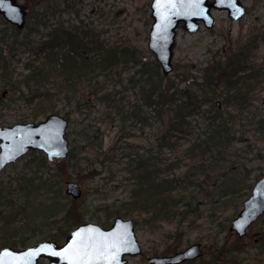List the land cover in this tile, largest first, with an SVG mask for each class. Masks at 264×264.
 Returning a JSON list of instances; mask_svg holds the SVG:
<instances>
[{
  "label": "rangeland",
  "instance_id": "obj_1",
  "mask_svg": "<svg viewBox=\"0 0 264 264\" xmlns=\"http://www.w3.org/2000/svg\"><path fill=\"white\" fill-rule=\"evenodd\" d=\"M63 1L69 5L66 6ZM243 1L247 13L238 21L231 19L225 10H215L213 13L216 24L213 28L209 29L202 25L198 31L191 33L180 26L174 49V70L165 80H177L176 82L183 86L201 77L203 69L212 64V61L218 58L225 60V57L232 56L239 47L253 38H256L258 43L251 49V63L264 71V0ZM21 2L26 3L31 11L32 6L26 0ZM150 3L151 0H55L50 9L57 10L55 14L49 16L47 24L37 23L36 15H41L43 9V6H37L33 16H28L27 24L18 36L20 43L30 41L26 46L18 42L12 45L14 37L10 34L14 30L0 16V30L8 27L4 37L10 44L11 50L15 49V55L12 56L7 43L0 42V47L4 48L3 54L7 56L6 62L0 64V93L6 86L10 89L8 95L0 99V125L38 121L45 116L37 102H25L20 93L13 90L7 81L10 79L11 71L14 74L24 71V62L31 61L34 64L33 59H42L45 56V52L42 49L37 50V47L42 46L41 41L45 39L47 33L53 27H58L62 20L65 26L71 27L74 24L79 25L82 19L86 26L96 29L99 33L98 38L103 43L117 47L119 53L123 54V49L129 48L136 55L139 63L154 61L155 55L148 46L149 31L153 22ZM28 34L29 36L26 37ZM138 67L139 64L132 59L123 62L108 72L106 82L110 84L115 82L120 77L119 72H122V77H128ZM182 77H186L185 81L180 82ZM78 83L73 100L67 101L71 91L66 90L67 95L64 96L65 93L59 92L56 88L54 90L56 94L51 96L48 104L54 106L63 115L69 113L70 124L67 135L73 151L72 158L69 157L61 162L48 161L45 168L39 171V174L54 177L56 183L53 189L48 193L45 189H34L29 195V201L25 203L29 208L25 211H21L16 199L8 200L9 177H15L21 169H24L26 163L36 159L40 155L38 151L27 153L17 162L7 166L0 174L1 243L6 237H10V233L4 228L7 221L17 229L14 243L20 241L22 237H30L29 244L47 237H59L58 241H64L65 235L72 229L64 218L69 208L73 215L77 213L81 215L82 221L93 220L108 226L113 218L107 215L113 207L109 210L106 205H118L126 198L131 187L129 184L131 181L124 172L123 164L109 162L113 164L114 172H112L108 170L110 166L108 159L119 158L124 154L127 149L122 146L125 145L139 146L148 150L151 143L158 141L152 139L153 135L158 133L157 129L165 128L166 123L161 125L160 119L154 117L151 128L136 132L131 137H123L120 127L115 122L98 117L95 113L88 114L84 110V107H89L88 104H94L95 110L100 108L98 94L95 89L91 90V82L80 80ZM119 90L123 91L122 95L125 94L128 100L135 101L137 97L135 90L125 91L124 86ZM84 98L86 104L77 106L76 100ZM218 99L221 98L218 97L215 101ZM222 107L228 111L234 110L235 105L234 102L225 105L222 103ZM248 108L246 117L234 123L236 132L233 133L229 147L223 152L226 160L224 159L221 169L204 170L199 178L197 172L193 174L196 182L200 183L198 185H204L200 188L192 183L187 188L190 193L198 194L200 199L196 216L190 215L182 222L171 219L151 223L146 220L147 216L144 214L134 215L139 221L137 235L144 254L130 257L128 264H144L147 255L171 253L174 249H180L193 241L202 242L205 249L203 258L209 264H215L214 259L218 255L224 259L225 263L222 264H264V215L255 221L246 236L240 239L229 229L231 219L250 195L255 180L264 172V129L256 123L257 119L264 115V82L261 80L250 93ZM34 113L38 114L37 119L32 118ZM196 117L199 125L195 128L194 134H186L178 143L188 144L196 136V130L204 129L206 121ZM84 127L89 130L86 139L82 134ZM163 150L161 154L163 157L172 155L171 150ZM157 154L159 155V152L154 150V155ZM179 154L181 161L177 171L185 173L188 167H192L193 160L184 157L182 149ZM61 177H64L63 182H60ZM67 180L78 181L83 187L84 195L76 205H72L71 198L65 193ZM55 201L61 204L59 210L47 216L48 207L55 206ZM31 212L33 215L30 216ZM39 264H47V259H41Z\"/></svg>",
  "mask_w": 264,
  "mask_h": 264
},
{
  "label": "trees",
  "instance_id": "obj_2",
  "mask_svg": "<svg viewBox=\"0 0 264 264\" xmlns=\"http://www.w3.org/2000/svg\"><path fill=\"white\" fill-rule=\"evenodd\" d=\"M26 1L32 6L30 17L35 13L37 6H43L42 14L36 15L38 24H47L49 16L55 14L57 10L50 9L55 0ZM63 3L69 5L64 1ZM11 28L14 30L10 34L14 37L12 45L18 42L26 46L30 42L20 43L18 36L21 29L15 26ZM7 29L8 27H5L0 30V42L7 43L11 50L10 44L4 37ZM47 34L41 41L42 46L37 47V50L42 49L45 52L42 59H33L34 64L26 61L23 66L24 71L18 74L9 71L10 79L7 84L18 91L25 102H37L39 109L43 110V115L49 111H58L54 106L48 105L51 96L56 94L54 90L58 88L59 92L65 93L64 96L67 95L66 90L71 91L67 98L69 102L75 97L78 82L84 80L92 83L90 88L96 90L100 104V108L96 110L94 104H88L89 107H84V110L88 114L95 113L98 117L115 122L120 127L123 137H131L136 132L151 128L154 117L160 119L161 125L166 123L164 129H157L158 133L154 134L152 139L158 141L151 143L148 150L139 146L125 145L122 146L127 149L124 154L119 158L108 159L109 171L114 172L113 164L109 162L123 164L124 172L131 181L129 183L131 187L126 198L118 205H106L109 210L113 207L107 216L113 218L120 214L134 217L144 214L147 216L146 220L151 223L171 219L182 222L190 215L196 216L200 199L198 194L190 193L187 188L192 183L200 188L204 185H198L200 183L193 178L194 172H197L199 178L204 170L221 169L224 159L226 160L223 152L229 147L233 133L236 132L234 123L246 117L250 93L254 91L259 80L264 82V71L252 64L250 59L251 49L257 46L258 40L253 38L243 44L232 56L225 57V60L215 59L203 69L200 80L197 77L180 86L177 80H165L168 75L161 72L155 59L150 63H139L136 55L129 48L121 50L123 54L119 53L117 47L103 43L98 38L99 33L96 29L86 26L82 20L79 25H71V27L65 26L62 20L58 27H53ZM28 36L29 34L26 35ZM14 50H11L12 56L15 55ZM3 53L4 48L0 47V64L6 62L7 56ZM131 59L139 64L132 75L122 77V72H119L120 77L115 82L111 84L106 82L109 71ZM185 78L182 77L180 82L185 81ZM118 86H124L125 91L135 90L137 96L135 101L132 102L125 97V94L122 95L123 91H120ZM218 97L224 105L234 102V110L226 111L224 110L226 108L218 107L215 101ZM86 102L85 98L79 99L76 100V105L80 106ZM37 113L39 114L38 111ZM37 113L32 114L33 119L38 118ZM66 115L70 117L69 113ZM196 116L203 118L206 126L202 130H196V136L188 144L178 143L186 134H194L195 128L199 125ZM256 123L264 129V115L257 119ZM83 130L82 134L86 139L89 130L87 127ZM163 149L171 150L172 155L163 157L161 155ZM180 149L183 150L184 157L193 160L192 167H188L185 173L177 171L181 161L178 157ZM154 150L158 151L159 155H154ZM72 157L73 151L70 153V158ZM47 163L46 157L40 153L36 159L26 163L24 169H21L15 177H9L8 200L16 199L21 211L29 209L25 203L29 201V195L34 189H45L48 193L55 186L56 180L52 175L39 174ZM63 181L64 177H61L60 182ZM15 194L17 196H14ZM71 200L72 205L80 201ZM54 204L55 206L48 207L47 216L59 210L61 204L57 201ZM70 212L71 209H67L64 218L67 220V225L72 228L80 223L82 218L78 213L73 215ZM31 215L33 212L30 213ZM134 219L137 224L138 219ZM4 228L10 233V237H6L1 244L16 246L29 244L30 237H22L20 241L14 243L17 229L9 221ZM215 258V264L225 263L222 256L218 255ZM183 264L209 263L202 257L200 262L189 261Z\"/></svg>",
  "mask_w": 264,
  "mask_h": 264
},
{
  "label": "water",
  "instance_id": "obj_3",
  "mask_svg": "<svg viewBox=\"0 0 264 264\" xmlns=\"http://www.w3.org/2000/svg\"><path fill=\"white\" fill-rule=\"evenodd\" d=\"M19 11L15 15H10L8 11L0 8L6 20L18 27H24L28 9L25 5L13 0ZM175 5V6H174ZM152 0V16L154 21L149 32V47L155 53L161 64L164 73L173 70V48L176 42L177 27L183 22L184 27L195 32L200 27V20L207 27H213L215 18L211 13V8L227 9L229 15L238 20L241 18L246 9L240 0H226L224 4L218 3L217 0H203L200 8H193L189 5L188 0L180 3V0ZM8 89H4L0 95L5 96ZM68 118L57 114L50 113L38 122H16L14 124L0 125V171L4 167L16 161L19 157L31 149H40L44 151L49 159L65 158L70 152L69 140L66 137ZM66 192L78 198L82 194V187L76 181L67 182ZM264 212V175L254 186L252 195L245 201L244 208L238 216L232 221L231 229L237 231L242 236L252 221L257 219ZM83 231L85 235L91 233L97 240L112 243L118 237H125L119 248L112 249L114 256L108 251L103 255L106 259H97L92 264H127L129 256L139 255L142 253V246L136 233V226L132 217L118 215L114 218L112 224L105 227L94 221H85L74 227L66 235L65 241L59 243L53 239H44L24 248L13 246H4L0 249H9L13 254L28 253L29 249H49L39 251L34 255L28 264H38L40 258H47V264H70V261L61 256L54 255L50 249L59 251L73 243L78 232ZM203 254L200 242H194L171 254L151 255L147 258L148 264H178L187 260L195 259Z\"/></svg>",
  "mask_w": 264,
  "mask_h": 264
},
{
  "label": "snow or ice",
  "instance_id": "obj_4",
  "mask_svg": "<svg viewBox=\"0 0 264 264\" xmlns=\"http://www.w3.org/2000/svg\"><path fill=\"white\" fill-rule=\"evenodd\" d=\"M173 3L174 0H169ZM218 3L224 4L226 0H217ZM235 2V0H231ZM180 3H184V0H180ZM188 3L193 8H200L203 5V0H188ZM175 6V5H174ZM0 8L5 9L10 15H15L19 9L13 3V0H0ZM125 237L120 236L112 243H106L97 240L91 233L85 235L83 231L78 232L74 238L73 243L69 244L66 248H62L59 251L56 249H50L54 255L61 256L64 259L70 261V264H92L97 259H106L103 255L104 251H108L114 256L112 249L119 248ZM49 249H29L28 253L13 254L9 249H4L0 252V264H28L32 257L38 254L39 251H47Z\"/></svg>",
  "mask_w": 264,
  "mask_h": 264
},
{
  "label": "flooded vegetation",
  "instance_id": "obj_5",
  "mask_svg": "<svg viewBox=\"0 0 264 264\" xmlns=\"http://www.w3.org/2000/svg\"><path fill=\"white\" fill-rule=\"evenodd\" d=\"M0 243H1V241H0ZM3 245H5V244H0V249L3 247Z\"/></svg>",
  "mask_w": 264,
  "mask_h": 264
}]
</instances>
